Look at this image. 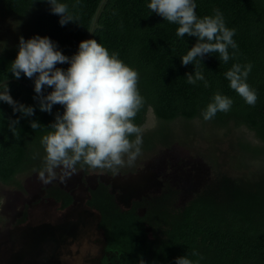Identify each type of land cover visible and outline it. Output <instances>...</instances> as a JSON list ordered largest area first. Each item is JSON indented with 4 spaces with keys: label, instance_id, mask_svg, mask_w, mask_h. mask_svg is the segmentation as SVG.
Here are the masks:
<instances>
[{
    "label": "trees",
    "instance_id": "1",
    "mask_svg": "<svg viewBox=\"0 0 264 264\" xmlns=\"http://www.w3.org/2000/svg\"><path fill=\"white\" fill-rule=\"evenodd\" d=\"M100 1L58 0L68 6L74 18V22L61 26L60 17L51 13L46 0H0V19L13 20L21 28L13 42L4 44L0 39V83L9 81L13 100L35 109L33 116L24 117L0 101L1 184L20 187L21 176L43 169L41 138L50 130L47 127L54 123L55 115L63 114L59 104L53 106L51 114L41 112L34 88L26 86L34 87L33 80L23 73L19 80L12 76L19 38L48 37L58 45L57 50L71 57L87 39ZM194 2L198 18L213 16V9H218L226 27L235 29L233 40L238 48H229L227 63L214 52L201 63L183 66L181 58L197 38L178 37V25L152 12L150 0H109L93 39L110 54L118 53V58L139 74L137 87L144 103L133 122L142 129V146L131 166L177 141L199 146L197 142L204 143L209 137L220 141V136L229 138L235 132L232 142L217 141L213 149L224 174L184 204L179 203L180 190L170 183H163L158 193L133 200L128 207L118 202L107 182L99 181L89 188L86 206L98 213V229L105 238L102 264H139L141 258L145 264H175L176 258L185 255L196 264H264V0ZM237 63L253 65L246 82L257 94L254 106L232 90L225 78ZM69 66L56 67L67 70ZM195 70L203 74L207 87L204 81L187 83L186 73L194 75ZM217 92L232 99L233 104L229 111L217 112L205 121L201 113ZM150 110L155 124L147 128ZM17 119L13 133L9 121ZM31 121L42 127L32 129ZM231 150H235L243 170L250 171L248 174L235 176L230 167L226 168ZM124 167L128 170L130 166ZM76 169L90 168L78 164ZM43 198L52 200L62 211L76 201L56 182L43 188ZM193 251L199 256H193Z\"/></svg>",
    "mask_w": 264,
    "mask_h": 264
},
{
    "label": "clouds",
    "instance_id": "2",
    "mask_svg": "<svg viewBox=\"0 0 264 264\" xmlns=\"http://www.w3.org/2000/svg\"><path fill=\"white\" fill-rule=\"evenodd\" d=\"M51 13L60 17L64 26L74 22L68 13V6L58 0H46ZM194 0H150L148 8L169 23L177 24L178 37H195L196 43L181 58L183 66L201 60L211 53H219L223 62L229 61V48L236 50L233 40L235 29L225 25L218 9L213 16L198 18ZM58 45L48 37L34 36L25 40L19 38L18 53L11 63V74L19 80L21 73L33 80L39 110L52 113L54 105L63 107V114L57 113L54 123L48 125L41 145L45 152L44 167L39 179L51 183L59 178L64 182L79 164L90 169L109 170L117 174L126 164L131 166L141 154L142 129L133 121L143 106L144 100L138 91L139 74L118 58V53L109 51L95 39L80 42L78 51L71 57L57 50ZM232 55H235V51ZM70 65L67 70L56 67ZM253 65L233 64L224 75L244 101L254 106L257 94L247 81ZM187 83L207 81L200 71L186 73ZM45 87L52 89L44 95ZM0 101L10 105L13 112L24 117L34 115L32 106H25L13 100L7 80L0 83ZM232 99L217 92L201 113L205 121L211 120L217 112H227ZM19 120L9 121V131L15 133ZM32 129L41 128L37 121H31ZM134 137V139H132ZM57 169H60L58 177ZM4 200L0 198V204ZM193 256H199L196 251ZM202 259V257H201ZM139 264H145L141 258ZM175 264H196L187 255L176 258Z\"/></svg>",
    "mask_w": 264,
    "mask_h": 264
},
{
    "label": "rangeland",
    "instance_id": "3",
    "mask_svg": "<svg viewBox=\"0 0 264 264\" xmlns=\"http://www.w3.org/2000/svg\"><path fill=\"white\" fill-rule=\"evenodd\" d=\"M20 30L17 22L0 19V39L4 44L13 42ZM154 124L150 110L146 127ZM235 137V132L229 138L220 136V141L209 137L204 143L197 142L199 146L177 141L171 148L141 159L137 166L128 170L121 167L113 176L101 169H76L64 182L59 178L51 182L75 197V203L66 211L43 198V188L51 183L39 179L40 171L21 176L20 187L0 183V197L4 200L0 208V264H102L105 238L98 229V213L86 206L89 188L99 181L107 182L118 202L128 207L133 200L158 193L163 183H170L180 190L179 203L184 204L221 178L223 166L215 161L214 146L217 141L232 142ZM228 156L226 168L230 167L235 176L250 172L238 164L235 150ZM56 171L59 177L60 169Z\"/></svg>",
    "mask_w": 264,
    "mask_h": 264
},
{
    "label": "water",
    "instance_id": "4",
    "mask_svg": "<svg viewBox=\"0 0 264 264\" xmlns=\"http://www.w3.org/2000/svg\"><path fill=\"white\" fill-rule=\"evenodd\" d=\"M108 1L109 0H101L100 1V3H99V5H98V7H97V9L93 15V19H92L86 40L93 39L94 32L96 31L97 28H99L100 16H101L102 12L104 11V8L107 5ZM7 83H9V81H7ZM20 83H22V82L20 81ZM26 86H28L29 88H34L33 86L28 85V84H26ZM51 91L44 90V94H48Z\"/></svg>",
    "mask_w": 264,
    "mask_h": 264
}]
</instances>
